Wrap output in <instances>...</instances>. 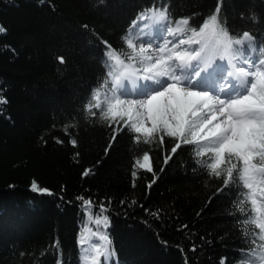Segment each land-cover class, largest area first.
I'll return each mask as SVG.
<instances>
[{
  "label": "trees",
  "instance_id": "16d2710c",
  "mask_svg": "<svg viewBox=\"0 0 264 264\" xmlns=\"http://www.w3.org/2000/svg\"><path fill=\"white\" fill-rule=\"evenodd\" d=\"M158 2L0 0V264H82L85 227L88 243H103L93 234L101 204L109 225L100 232L114 253L101 264H239L247 247L241 189L218 191L222 179L196 163L193 145L164 164L170 138L137 143L123 120L110 127L84 112L105 79L104 41L126 47L121 37ZM163 2L173 21L190 18L197 29L219 6L230 32L250 31L257 45L264 39V0ZM145 151L155 175L134 167ZM33 183L52 194L34 192ZM78 197L92 201L91 220Z\"/></svg>",
  "mask_w": 264,
  "mask_h": 264
},
{
  "label": "snow or ice",
  "instance_id": "6c2138e0",
  "mask_svg": "<svg viewBox=\"0 0 264 264\" xmlns=\"http://www.w3.org/2000/svg\"><path fill=\"white\" fill-rule=\"evenodd\" d=\"M219 13L217 6L197 29L190 27V18L173 21L163 0L142 11L121 37L126 47L115 49L104 41L105 79L90 94L84 112L110 127L123 120L137 143L143 137L145 144L162 145L170 138L174 143L164 164L182 145H193L196 163L222 179L218 191L229 185L241 189L236 208L244 217L238 223L247 247L240 250L239 264H264V39L257 45L250 31L230 32ZM57 60L66 63L62 56ZM119 130L113 129L111 141ZM70 142L76 146L75 139ZM150 159L145 151L134 167L155 175ZM32 190L52 194L35 183ZM78 198L91 220L92 201ZM106 211L99 205L93 221V234L102 244L88 243L87 226L80 234L82 264H101V257L107 262L114 254L108 235L100 232L109 225ZM153 215L159 218L158 212Z\"/></svg>",
  "mask_w": 264,
  "mask_h": 264
},
{
  "label": "rangeland",
  "instance_id": "374dc122",
  "mask_svg": "<svg viewBox=\"0 0 264 264\" xmlns=\"http://www.w3.org/2000/svg\"><path fill=\"white\" fill-rule=\"evenodd\" d=\"M192 47H193V45H192ZM197 47H199L198 45L196 46V47H194V48H197Z\"/></svg>",
  "mask_w": 264,
  "mask_h": 264
}]
</instances>
